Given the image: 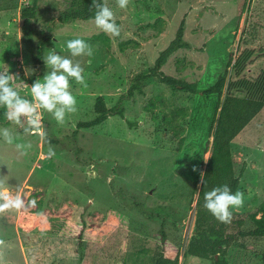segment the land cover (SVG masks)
<instances>
[{
	"label": "rangeland",
	"instance_id": "rangeland-1",
	"mask_svg": "<svg viewBox=\"0 0 264 264\" xmlns=\"http://www.w3.org/2000/svg\"><path fill=\"white\" fill-rule=\"evenodd\" d=\"M32 1L0 0V71L18 74L12 87L29 99L30 86L47 71L44 62H34L21 35V9ZM35 1V54L46 34L52 39L44 57L51 48L69 56L66 43L76 38L90 44L94 54L75 58L84 66L88 85L71 81L78 111L63 125L42 113L53 158L46 157L48 143L24 131L26 118L20 125H0V180L25 201L24 209L0 213V264H154L161 230L180 249L179 264H212L188 255L187 248L194 236L201 169L211 155L208 117L217 96L206 100L150 78L142 83L143 94L125 102V118L75 131L79 122L94 118L99 97L113 107L137 75L150 72L183 20L192 49L175 53L162 71L201 90L225 73L230 78L232 64L246 48L264 47V0H132L127 9L108 0L119 37L103 33L94 20L60 22L66 0ZM25 68L34 74L26 76ZM263 69L264 59L256 58L246 76L256 77ZM177 111L187 113L179 122L185 131L182 143L164 124V117L173 118ZM4 130L12 144L4 141ZM232 155L244 205L231 211L260 217L264 109L233 141ZM30 200L36 207H27ZM252 227L248 219L244 229ZM240 243L245 247L228 252L230 264H264V240Z\"/></svg>",
	"mask_w": 264,
	"mask_h": 264
},
{
	"label": "trees",
	"instance_id": "trees-1",
	"mask_svg": "<svg viewBox=\"0 0 264 264\" xmlns=\"http://www.w3.org/2000/svg\"><path fill=\"white\" fill-rule=\"evenodd\" d=\"M108 0H100L107 2ZM95 8L92 0H66L59 21L72 23L78 20H94ZM37 19V3L33 0L21 9V35L34 62L43 63L44 53L52 39L46 34L37 43V54L34 47L33 35ZM185 20L180 24L175 38L160 53L153 68L148 74H139L126 94L120 95L113 107H108L104 98L99 97L95 103V116L92 120L79 122L78 131L93 129L105 123L111 117L125 118V102L132 99L136 93L143 94V81L154 78L161 85L174 90L201 95L209 100L211 96L218 97V103L208 117V135L211 136V155L207 163L202 166V181L196 202V220L194 236L191 239L187 254L197 259L211 261L212 264H230L227 256L232 248H244L240 241L244 238L264 240V202L260 208L261 216L247 213H233L230 223L219 222L207 209L204 208V196L207 191L227 184L233 194L239 190L240 177L235 174V160L232 155V143L236 137L256 118L264 109V69L256 77L246 76L248 68L254 59H264V47L259 50L246 48L232 64V74L221 75L217 82L205 90H201L197 83L166 75L162 69L169 59L180 50H191V44L185 40ZM224 96L223 102L221 99ZM5 109V108H4ZM5 110L0 112V125L9 127L5 119ZM187 117V113H178L173 118L164 117L165 129L173 133L182 143L184 129L180 121ZM130 126L134 124L129 123ZM49 143L53 141L48 140ZM251 220L253 227L244 229L247 221ZM86 224L82 223L81 232H85ZM168 242V243H167ZM167 234L161 230L160 245L154 250V264H179L180 249L175 244H169ZM167 243V244H166ZM163 244L165 248L163 249Z\"/></svg>",
	"mask_w": 264,
	"mask_h": 264
},
{
	"label": "clouds",
	"instance_id": "clouds-1",
	"mask_svg": "<svg viewBox=\"0 0 264 264\" xmlns=\"http://www.w3.org/2000/svg\"><path fill=\"white\" fill-rule=\"evenodd\" d=\"M120 9H127L132 0H116ZM95 8L94 24L103 33L110 37H119L121 28L116 22L114 11L106 2L92 0ZM66 47L69 56H62L53 48L47 53L43 61L47 71L43 78H37L30 86L31 99L22 96L12 82L18 74H10L9 71H0V107L6 109L5 117L8 121L17 125L21 124V117L26 118L27 127L24 131L30 135L38 134L42 140L49 144L46 157L53 158L55 149L48 141V132L42 123V113L47 112L60 125L66 122V118L78 111L77 99L73 95L71 81L86 88L87 82L84 76V66L75 58L92 57L93 47L81 38L68 40ZM88 64L91 61H87ZM25 75L34 74L35 70L25 68ZM4 141L12 144L13 137L7 130L3 131ZM20 148L21 145H16ZM28 147L31 149L32 145ZM28 152L20 155H27ZM206 162V161H205ZM203 174V173H202ZM201 174V180H202ZM204 208L207 209L219 222L228 224L233 218L231 209H239L244 205V194L235 192L225 184L207 191L204 196ZM27 207H36V201L30 200ZM25 201L21 196L13 192L6 182L0 180V213L9 209H24ZM2 243V242H0Z\"/></svg>",
	"mask_w": 264,
	"mask_h": 264
}]
</instances>
